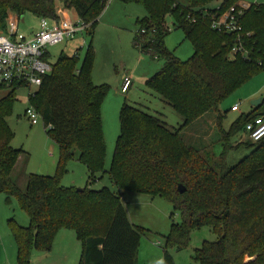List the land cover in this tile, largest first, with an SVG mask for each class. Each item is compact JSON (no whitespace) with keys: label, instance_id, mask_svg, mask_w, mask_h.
Returning a JSON list of instances; mask_svg holds the SVG:
<instances>
[{"label":"trees","instance_id":"1","mask_svg":"<svg viewBox=\"0 0 264 264\" xmlns=\"http://www.w3.org/2000/svg\"><path fill=\"white\" fill-rule=\"evenodd\" d=\"M107 1L59 0L73 19L88 26L84 33L89 37ZM118 1L144 8L146 17L138 22L132 46L153 60L164 61L146 85L181 117L182 124L170 131L156 118L124 103L111 164L104 171L100 109L106 90L92 84L91 45L82 60L77 52L61 53L52 63L51 73L28 98L46 136L58 148L55 174H27L21 192L11 174L25 153L10 147L13 134L4 120L11 112L15 92L7 91L0 99V194L7 200L14 198L28 218L26 228L9 222L16 264H30L33 249L49 251L61 229L73 231L80 244L78 264H139L137 250L144 230L129 222L121 193L161 198L179 213L180 223L171 224L164 238L163 264H174L167 250L184 249L190 232L201 227H208L216 240L202 243L194 256L197 264H264V138L255 143L246 139L236 146L248 153L234 166L225 161L229 138L264 115V99L260 107L241 115L227 133L221 130L223 116L218 111L224 100L264 69V5L242 11L241 31L236 35L211 30L210 20L235 6L237 0H221L216 11L208 8L214 0ZM55 4V0H0V31L10 14L18 19L32 14L57 21ZM167 17L172 28L181 30L192 45L193 53L186 61L178 60L164 46L170 32ZM239 42L246 53L230 58ZM208 112L216 114L219 142H225L219 155L189 147L179 136ZM74 157L88 173L81 189L60 184ZM104 173L117 193L88 188L96 174ZM178 185L184 187V193L177 192Z\"/></svg>","mask_w":264,"mask_h":264},{"label":"rangeland","instance_id":"2","mask_svg":"<svg viewBox=\"0 0 264 264\" xmlns=\"http://www.w3.org/2000/svg\"><path fill=\"white\" fill-rule=\"evenodd\" d=\"M55 3L56 12L61 11L73 20L74 15L64 10L59 0H55ZM220 3L221 0H214L208 8H215ZM235 3V6L230 8L244 11L251 5H264V0H237ZM145 17L146 12L139 4L108 0L91 37L85 33L79 34L71 41L47 49L50 56L48 61L54 63L61 53L72 55L77 52L79 59L82 60L88 44L91 45L93 53L91 81L94 86L106 90L100 109L105 141L104 171H107L111 164L115 142L119 135V110L124 103L156 118L170 131L177 130L182 124L181 117L146 85L147 80L161 70L164 61L153 60L149 54L141 53L132 46L133 37L139 28L138 22ZM166 24L170 32L164 39L165 48L178 60L186 61L193 53L192 45L184 39L181 30L172 28V20L169 17L166 18ZM38 29L39 18L32 14H25L23 21L18 23V32L25 37L37 32ZM124 76L132 80V86L126 94H121L120 85ZM34 92L33 87L30 91L26 88L16 89L11 112L4 120L13 134L10 147L13 150H21L29 156L27 168L26 160H21L11 175L14 184L21 192L25 191L26 173L51 177L55 174L58 160V148L46 136L42 122L39 121L37 125L31 126L23 116L24 111L30 106L28 94ZM6 93L0 90V99ZM257 99H264V69L219 105L218 111L223 116L221 130L227 133L241 115H247L252 109L260 107L261 100L257 107L250 104ZM234 105H238V110L235 112L230 110ZM261 112L264 113V107ZM215 116L214 112H208L198 122L203 123L202 127H199L202 141L196 140L193 136L198 123L183 129L179 136L189 147L194 145L192 148L196 150L205 149L209 153L219 155L223 152L225 142H219L220 134L216 128ZM245 141L243 131L229 138L226 143L229 148L225 153V161L229 167L234 166L247 155V149L236 148ZM95 178V182L88 186L90 190L98 191L105 188L111 193H117L107 173L96 174ZM87 179L85 166L74 157L67 163L66 173L61 178L60 184L65 188L81 189L86 186ZM121 194V202L129 221L135 227L144 230L137 250V262L163 264L164 238L169 234L171 224L180 223L179 213L174 212L168 202L158 197L136 193ZM11 221L22 228L28 226V218L19 209L17 201L14 198L7 200L4 194H0V264H16V245L9 226ZM215 240L216 237L208 227H201L190 232L184 249L170 248L167 253L174 264H197L194 261L195 252L201 248L203 242L212 243ZM80 252V244L74 232L61 229L55 234L49 251L36 249L31 251L30 264H78Z\"/></svg>","mask_w":264,"mask_h":264},{"label":"built area","instance_id":"3","mask_svg":"<svg viewBox=\"0 0 264 264\" xmlns=\"http://www.w3.org/2000/svg\"><path fill=\"white\" fill-rule=\"evenodd\" d=\"M206 10H204L205 13ZM214 10L216 11L217 7ZM241 15L242 11L230 8L225 14L212 16L210 29L239 35L241 28L238 22ZM18 21L15 15H8L5 28L0 31V90L15 92L16 89L26 88L30 91L33 87L37 91L42 78L51 73L52 63L48 61L50 56L47 49L73 40L77 35L83 34L88 26L78 19L72 20L61 11H57V21L40 18L38 31L30 37H25L18 32ZM140 33L143 34V31ZM245 53L246 51L239 42L231 49L229 57L233 58L235 55ZM130 87L131 79L124 76L120 85V93L126 94ZM33 94L29 93L28 98ZM230 110L237 111L238 105H234ZM23 116L31 126L41 121L31 106L24 111ZM243 133L252 143L263 139L264 115L248 122L243 128Z\"/></svg>","mask_w":264,"mask_h":264},{"label":"crops","instance_id":"4","mask_svg":"<svg viewBox=\"0 0 264 264\" xmlns=\"http://www.w3.org/2000/svg\"><path fill=\"white\" fill-rule=\"evenodd\" d=\"M68 18H70L68 15H66ZM20 21V20H19ZM19 21H18V23H19ZM34 34V33H33ZM32 35V34H31ZM31 35H29L28 37H30ZM24 36V35H23ZM131 86H132V80H131ZM261 100V99H260ZM202 120V117L200 118V119H198L196 122H194L193 124H197L198 122H200ZM202 124L203 123H198L197 125H198V127L196 128V130H195V135H193V136H195V138H196V140L198 139H200L199 141H202L203 140V137H201L200 136V134H201V132H200V129H199V127H202ZM201 131H203V130H201ZM188 134V133H187ZM246 137V136H245ZM246 139H247V137H246ZM194 142H197V141H194ZM197 144V143H196ZM193 145V144H192ZM191 146V145H190ZM192 147H194V145L192 146ZM26 158V159H25ZM21 160H23V161H25V167L27 168V164H28V160H29V156L25 153V155H20L19 156V158H18V160H17V162H16V165H15V167H14V169H13V171L15 170V168H16V166L18 165V163L21 161ZM12 171V172H13ZM12 175V174H11ZM26 175H27V173H26ZM129 220V219H128ZM130 222V221H129ZM131 223V222H130ZM133 225V224H132ZM134 226V225H133Z\"/></svg>","mask_w":264,"mask_h":264},{"label":"water","instance_id":"5","mask_svg":"<svg viewBox=\"0 0 264 264\" xmlns=\"http://www.w3.org/2000/svg\"><path fill=\"white\" fill-rule=\"evenodd\" d=\"M19 20L22 22V21H23V17H20ZM133 23H135V21H133ZM259 103H260V99H257V100L251 101L250 104H251V106H253V107H257V106L259 105ZM184 191H185V189H184L183 186H181V185H178V186H177V192H178L179 194L184 193Z\"/></svg>","mask_w":264,"mask_h":264}]
</instances>
